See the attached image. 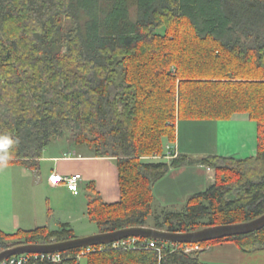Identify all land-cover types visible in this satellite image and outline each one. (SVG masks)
<instances>
[{
    "label": "trees",
    "instance_id": "1",
    "mask_svg": "<svg viewBox=\"0 0 264 264\" xmlns=\"http://www.w3.org/2000/svg\"><path fill=\"white\" fill-rule=\"evenodd\" d=\"M238 114L257 123L255 156L163 157L167 142L176 141L177 120ZM65 134L91 156L116 157L120 201L105 203L95 184L88 186L87 214L99 232L133 226L186 232L264 214V0H0V143L12 141L0 147V163L36 169L46 147ZM193 163L214 168L215 181L184 210L163 209L148 225L154 183ZM75 237L70 223L0 229V252ZM153 240L161 253L138 241L85 258L208 264L203 249L186 248L229 240L242 251L264 249V227L201 243Z\"/></svg>",
    "mask_w": 264,
    "mask_h": 264
},
{
    "label": "crops",
    "instance_id": "2",
    "mask_svg": "<svg viewBox=\"0 0 264 264\" xmlns=\"http://www.w3.org/2000/svg\"><path fill=\"white\" fill-rule=\"evenodd\" d=\"M233 118L177 120L176 141L175 143L167 142L166 154L169 145L173 153L186 154L192 158H201L210 154L234 158L255 156L258 140L257 123L247 117L246 119L251 121L248 122L249 124L242 122L233 125L232 128L238 133L234 139L233 136L223 133L224 123L232 122ZM252 121L256 124L252 125ZM61 152L49 156L43 154L36 169L18 163H0V229L2 231L14 233L18 230L35 229L36 227L32 228L33 224L37 226L38 221L45 215L50 216V212L60 210L65 214L62 223H70L77 237L100 233L93 230L77 233L76 222L80 220V228H83L89 217L84 210L81 193L84 189L88 190V186L94 183L103 202L113 204L120 201L121 191L116 157L91 156L85 152ZM163 157L167 160L172 159L169 156ZM47 162H52V168L47 166ZM33 171L39 172L34 182L37 187L29 191L23 181L33 177ZM54 173L63 176L82 174L80 193L74 194L64 184L51 185L49 177ZM213 175L212 168L202 163L171 168L164 177L154 183V202L157 201L161 211L173 210L172 208L178 204L186 205L192 196L211 185ZM45 191L51 196L47 203L50 204L51 200L53 204H50L51 207L48 209L44 206ZM70 199L77 202L78 208L69 210L68 213L64 208H66L65 202ZM66 214H68L67 217ZM44 226L48 225L37 227ZM200 258L202 262L208 264H264V249L242 251L234 241L223 240L203 247Z\"/></svg>",
    "mask_w": 264,
    "mask_h": 264
},
{
    "label": "water",
    "instance_id": "3",
    "mask_svg": "<svg viewBox=\"0 0 264 264\" xmlns=\"http://www.w3.org/2000/svg\"><path fill=\"white\" fill-rule=\"evenodd\" d=\"M263 227L264 214L247 222L214 225L199 230L186 232H171L168 230L157 229L148 226H133L117 231L100 232L85 237H75L70 240L48 244H21L1 251L0 262L14 255L67 251L70 249L82 248L91 245L112 243L114 241L128 237H145L148 239H158L172 243L190 244L246 234L257 231Z\"/></svg>",
    "mask_w": 264,
    "mask_h": 264
},
{
    "label": "rangeland",
    "instance_id": "4",
    "mask_svg": "<svg viewBox=\"0 0 264 264\" xmlns=\"http://www.w3.org/2000/svg\"><path fill=\"white\" fill-rule=\"evenodd\" d=\"M246 118H247V115H245V114H238V115H236L232 119L233 120L232 122L224 123L225 124L224 125V129H223L224 135H226V134L231 135L235 139V137L237 136L238 133H237V130H234L232 128V126L233 125H237V124L242 123V122H246L247 124H249L248 122H251V121H248V119H246ZM253 123H255V122L252 121L251 124L253 125ZM227 125H228V127H227ZM64 151H69V152H73V153H78L80 151H84L85 152V150H83L82 148L76 146L74 140L72 139V135L71 134H65L64 136L59 137V138L53 140L46 147V149L44 151V154L49 156V155L57 154V153H60V152L63 153ZM248 157H250V156H248ZM248 157H242V158L240 157V158H236V159L237 160H243V159H246ZM16 166H21V165H16ZM47 166H49L50 168H52V166H53L52 165V162H47ZM33 172H34L33 177L32 176L31 177H28V178L24 179V181H23L24 184H26V187H27V189L29 191L30 190H35L36 187H37L34 184V182L37 180L36 179V176L39 175V172L38 171H33ZM215 172H216L215 169L212 168V175ZM226 174H227V172L224 173V175H226ZM224 175H222V176H224ZM213 176L214 177H213L212 180L214 182L215 181V175H213ZM38 189H40V186H38ZM88 194H89V191L86 190V189H84L82 191V193H81V197L83 198L84 210L85 211H87L88 196H89ZM44 195H45V203H44V206H45V209H48L49 207H51V205H53L52 202H51V200H50V204L51 205L47 203V202H49L48 198H50L51 196H50V194L47 191H45ZM228 197H234V195L231 194ZM54 205H55V203H54ZM65 205H66V208H64V209H66L67 210L66 212H68V213H69V210H76L78 208L77 202H75V200H71V199L70 200H67V202H65ZM184 208H185V205L184 204H178L176 207H173L172 209L174 211H182V210H184ZM50 213H51L50 216H49V214H47V216L45 215L44 218H42V220H39L38 221L39 224H37V226L38 225L47 224L50 229H53V230L58 229L59 226H60V224L62 223V219H64V217H65L64 216L65 214L61 213L60 210H58V211L55 210L54 212H50ZM160 214H161L160 207L158 206L157 201H155L153 203L152 214H151V216H150V218L148 220V225H153L156 222V217L158 215H160ZM67 215L68 214H66V217H67ZM48 216H49V218H48ZM162 217L163 216L161 214V218ZM41 221H43V222L41 223ZM33 225L34 226L32 228L37 227L35 224H33ZM75 225L77 226V233L78 234L85 233V232L87 233L90 230L100 231L99 230V227L97 226V224L95 222H93L92 220H90L89 217H87V221H85V226L83 228H80V220H78ZM149 227H152V226H149ZM7 242L8 243H12L13 241L12 240H9ZM79 264H87V259L85 257L81 258L79 260Z\"/></svg>",
    "mask_w": 264,
    "mask_h": 264
},
{
    "label": "built area",
    "instance_id": "5",
    "mask_svg": "<svg viewBox=\"0 0 264 264\" xmlns=\"http://www.w3.org/2000/svg\"><path fill=\"white\" fill-rule=\"evenodd\" d=\"M172 148L168 145L167 146V157H175L177 156V153H173ZM83 181L82 174L75 173L71 174L69 176H63L58 173H54L49 177V182L51 185H60L64 184L71 192L74 194L80 193V185ZM141 242V247L146 248H153L157 249L159 251L162 250V246L158 245V243L153 239H145V241H142L139 237H128L123 238L118 241H114L112 243L107 244H98V245H91L82 247L80 251L74 255L67 257L63 251H55V252H48V253H26V254H20V255H14L10 256L3 261L0 262V264H63L67 259L74 258L78 262L81 258L86 257L87 255L91 253H96L100 251H104L106 248H122V249H130L134 248L136 245V242ZM203 249V247L199 245H193L186 248V251L191 250H200Z\"/></svg>",
    "mask_w": 264,
    "mask_h": 264
},
{
    "label": "clouds",
    "instance_id": "6",
    "mask_svg": "<svg viewBox=\"0 0 264 264\" xmlns=\"http://www.w3.org/2000/svg\"><path fill=\"white\" fill-rule=\"evenodd\" d=\"M10 144H12V141L8 138H4V141L0 143V147H7Z\"/></svg>",
    "mask_w": 264,
    "mask_h": 264
},
{
    "label": "bare ground",
    "instance_id": "7",
    "mask_svg": "<svg viewBox=\"0 0 264 264\" xmlns=\"http://www.w3.org/2000/svg\"><path fill=\"white\" fill-rule=\"evenodd\" d=\"M145 238V237H144ZM118 241V240H117ZM138 245V241L136 242V245H135V247ZM200 246V245H199ZM159 251V250H158ZM162 251V250H161ZM161 251H159L160 253H161Z\"/></svg>",
    "mask_w": 264,
    "mask_h": 264
}]
</instances>
